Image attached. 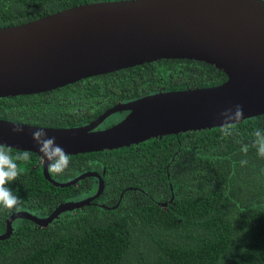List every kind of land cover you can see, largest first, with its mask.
I'll return each instance as SVG.
<instances>
[{
	"label": "trees",
	"instance_id": "trees-1",
	"mask_svg": "<svg viewBox=\"0 0 264 264\" xmlns=\"http://www.w3.org/2000/svg\"><path fill=\"white\" fill-rule=\"evenodd\" d=\"M93 1L105 0H0V27ZM224 79L201 61L159 59L45 92L1 97L0 118L38 126L83 125L116 102ZM124 113L109 115L97 128ZM257 128L264 130V114L242 120L223 139L213 127L70 155L65 172L49 176L62 182L95 171L102 178L101 193L46 227L13 220L10 235L0 240V264H264V158L251 147ZM244 144L246 156L240 151ZM241 160H247L243 167ZM19 170L9 187L22 203L0 208V233L11 212L46 216L61 202L93 194L97 186L94 177L67 187L51 185L34 153L19 162Z\"/></svg>",
	"mask_w": 264,
	"mask_h": 264
},
{
	"label": "water",
	"instance_id": "water-1",
	"mask_svg": "<svg viewBox=\"0 0 264 264\" xmlns=\"http://www.w3.org/2000/svg\"><path fill=\"white\" fill-rule=\"evenodd\" d=\"M159 59L201 61L220 70L225 79L213 86L156 91L116 102L83 125L38 126L0 118V142L31 151L40 163L31 138L37 128L74 155L219 127V113L236 104L243 108V120L264 114V0L93 1L0 27V98L45 92ZM116 112L126 113L110 126L97 128ZM14 126L23 131L13 133ZM40 166L53 186L94 177L96 190L57 204L46 216L11 212L0 240L10 235L13 220L46 227L60 213L88 205L103 189L95 171L60 182L49 176L47 164Z\"/></svg>",
	"mask_w": 264,
	"mask_h": 264
},
{
	"label": "clouds",
	"instance_id": "clouds-1",
	"mask_svg": "<svg viewBox=\"0 0 264 264\" xmlns=\"http://www.w3.org/2000/svg\"><path fill=\"white\" fill-rule=\"evenodd\" d=\"M243 108L236 104L228 107L219 113L221 124L219 132L221 138L231 137L237 130L238 125L243 120ZM23 129L14 126L12 132L19 134ZM31 138L38 148L40 154V164H47V172L51 175H60L65 172L71 163V156L56 143L55 136H48L46 131L37 128L32 132ZM251 147L256 150L260 158H264V130L254 129L252 132ZM240 151L246 156L249 151V145L244 144ZM32 152L29 150H13V147L0 142V208L12 210L18 208L22 200L9 187L20 175L19 162H27L31 159ZM247 160H241L240 165L243 167Z\"/></svg>",
	"mask_w": 264,
	"mask_h": 264
},
{
	"label": "flooded vegetation",
	"instance_id": "flooded-vegetation-1",
	"mask_svg": "<svg viewBox=\"0 0 264 264\" xmlns=\"http://www.w3.org/2000/svg\"><path fill=\"white\" fill-rule=\"evenodd\" d=\"M126 113V112H125ZM125 113L121 116V118L125 115Z\"/></svg>",
	"mask_w": 264,
	"mask_h": 264
}]
</instances>
